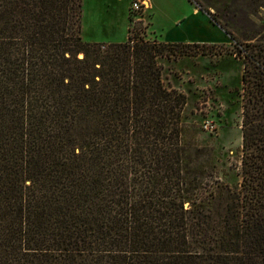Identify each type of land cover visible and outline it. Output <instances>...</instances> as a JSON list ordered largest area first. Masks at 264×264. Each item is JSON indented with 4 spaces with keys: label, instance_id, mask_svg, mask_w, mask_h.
Masks as SVG:
<instances>
[{
    "label": "trees",
    "instance_id": "obj_1",
    "mask_svg": "<svg viewBox=\"0 0 264 264\" xmlns=\"http://www.w3.org/2000/svg\"><path fill=\"white\" fill-rule=\"evenodd\" d=\"M189 1L241 59L234 187L162 79L209 44L86 41L82 0H0V264H264V42Z\"/></svg>",
    "mask_w": 264,
    "mask_h": 264
},
{
    "label": "rangeland",
    "instance_id": "obj_2",
    "mask_svg": "<svg viewBox=\"0 0 264 264\" xmlns=\"http://www.w3.org/2000/svg\"><path fill=\"white\" fill-rule=\"evenodd\" d=\"M197 1L208 8L238 40L264 42V0ZM129 2L82 0V39L124 38L125 10ZM153 5V8L143 13L140 20L129 21L127 36L137 31L140 37L163 42H175L185 35L191 38L201 35L199 38L210 39L207 41L210 44L206 54L161 58L162 79L165 84L185 94V121L204 129L200 131L201 139L214 146V160L221 179L234 187L240 182L236 164L241 147V59L231 53H216L220 43H224L225 48L236 49L223 29L210 28L206 24L205 12L200 10L203 19L193 13V2L153 0ZM182 18L185 22L176 24ZM211 44L217 45L212 47Z\"/></svg>",
    "mask_w": 264,
    "mask_h": 264
},
{
    "label": "crops",
    "instance_id": "obj_3",
    "mask_svg": "<svg viewBox=\"0 0 264 264\" xmlns=\"http://www.w3.org/2000/svg\"><path fill=\"white\" fill-rule=\"evenodd\" d=\"M130 3V2H129ZM129 3L127 5V10H125V14H126V26H125V32H124V38H106V39H100V40H90L91 42H106V43H110V42H121V41H125L127 39V30H128V24H129V17H128V8H129ZM153 8L154 5H153V0H149L148 1V7L146 10H149L150 8ZM145 10V11H146ZM148 12V11H147ZM193 13L195 15H199L201 17V11L199 8H197L196 6L193 7ZM202 18V17H201ZM203 19V18H202ZM204 21L206 22V24L210 27V28H216L217 30H219V26L214 24L212 21H210V19L206 16V18L204 19ZM182 22H185V19L182 18V19H178L177 23L176 24H181ZM201 35H197L196 37L197 38H191V36H182L180 37L178 40H176L175 42H186V43H193V42H196V43H207V41H210L209 38H199ZM210 44V43H208Z\"/></svg>",
    "mask_w": 264,
    "mask_h": 264
},
{
    "label": "built area",
    "instance_id": "obj_4",
    "mask_svg": "<svg viewBox=\"0 0 264 264\" xmlns=\"http://www.w3.org/2000/svg\"><path fill=\"white\" fill-rule=\"evenodd\" d=\"M149 0H130L128 11L133 15L134 20H140L148 7Z\"/></svg>",
    "mask_w": 264,
    "mask_h": 264
}]
</instances>
